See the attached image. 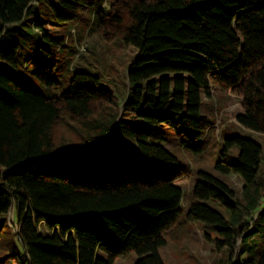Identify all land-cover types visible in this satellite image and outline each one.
Wrapping results in <instances>:
<instances>
[{
    "label": "trees",
    "instance_id": "obj_1",
    "mask_svg": "<svg viewBox=\"0 0 264 264\" xmlns=\"http://www.w3.org/2000/svg\"><path fill=\"white\" fill-rule=\"evenodd\" d=\"M41 5L70 25L66 37L43 27ZM96 35L139 55L114 114L96 112L113 93L80 68L79 46ZM214 89L241 99L239 127L264 134V0H0V264H114L132 253L135 264H165L160 250L181 216L178 182L189 170L160 126L200 153L211 130L203 99ZM67 117L104 137L58 151L55 130ZM104 139L110 159L97 151ZM234 146L238 160L215 168L242 179V198L199 172L187 218L213 226L231 254L238 248L233 264H264L263 147L232 136L222 155Z\"/></svg>",
    "mask_w": 264,
    "mask_h": 264
},
{
    "label": "rangeland",
    "instance_id": "obj_2",
    "mask_svg": "<svg viewBox=\"0 0 264 264\" xmlns=\"http://www.w3.org/2000/svg\"><path fill=\"white\" fill-rule=\"evenodd\" d=\"M41 6L43 27L55 38L66 37L70 25L58 24L51 15L52 9L49 6L47 8L44 5ZM58 8L61 10L60 7ZM82 11L80 13L81 18L91 17L88 10ZM32 17L34 15L29 16V18ZM58 22L60 23V21ZM74 39L73 37L72 40ZM46 48L50 50L52 47L47 44ZM79 52L83 54L81 58L83 67H80L83 69L81 70H88L99 76L102 86L113 93L112 102L100 104V108L96 112L104 111L103 113L114 114L118 110H122L128 92V69L139 56L138 52L125 46L120 40L105 42L98 35L82 43L79 46ZM23 75L31 84L38 88L41 87L40 82L34 79L31 73ZM241 112V99L229 91L214 89L210 99L204 98L201 115L211 122V130L201 144L202 151L200 153H194L184 146L178 131L166 125L160 126V133L166 139L165 147L177 157L181 166L189 170V175L178 182L183 191L181 216L174 227L165 234L166 245L160 250L165 264H233L236 259L238 248H235L231 254L228 247L220 244L221 238H219L215 228L204 222L188 219L187 210L195 202L193 189L196 182L201 179L198 175L199 172H206L221 179L234 190L238 199L242 198L244 190L242 179L235 175H223L215 168V164L221 160L229 164L238 160L239 148L237 146L230 148L227 155H222L225 138L243 136L259 143L263 147L262 168L264 169V134L250 133L239 127L236 116ZM99 115H94L92 119L99 118ZM62 121L55 130L57 150L62 151V153L71 150H84L94 143L92 137L97 136L94 134L100 132L98 129L91 131L89 128L81 129L78 132L77 129L80 130V127L77 122L70 121L68 117ZM70 123L75 125V131L71 130L73 128ZM103 137L104 133L101 135L98 133L96 140ZM103 141L97 151L101 158L110 159L112 144L105 142V139ZM61 162L62 166H65L64 158H61ZM210 205L226 215L225 210L215 202ZM12 217L13 215H11ZM253 238L255 242H259L255 235ZM249 244L254 245L253 242ZM244 249L246 248L244 247ZM100 257L105 258V255L100 253ZM137 259V255L132 253L118 258L114 264H135Z\"/></svg>",
    "mask_w": 264,
    "mask_h": 264
}]
</instances>
